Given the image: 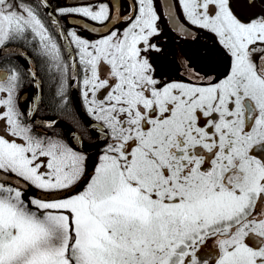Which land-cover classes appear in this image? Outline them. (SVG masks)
<instances>
[{
	"label": "snow or ice",
	"instance_id": "obj_1",
	"mask_svg": "<svg viewBox=\"0 0 264 264\" xmlns=\"http://www.w3.org/2000/svg\"><path fill=\"white\" fill-rule=\"evenodd\" d=\"M0 264H264V0H0Z\"/></svg>",
	"mask_w": 264,
	"mask_h": 264
},
{
	"label": "flooded vegetation",
	"instance_id": "obj_2",
	"mask_svg": "<svg viewBox=\"0 0 264 264\" xmlns=\"http://www.w3.org/2000/svg\"><path fill=\"white\" fill-rule=\"evenodd\" d=\"M63 2L71 5V4H75V3L80 2V0H63ZM116 2L119 3V0H116ZM170 2H173L174 3V0H170ZM161 3H163V0H161ZM69 22H70L71 25H78V24H81L82 23L81 20H79L77 18H73V17H70L69 18ZM47 115H49V113L48 112H45V111H41L39 113V116H47ZM58 131H63V129L60 128V129H58ZM94 147H95L94 145H91L90 146V149H89V154L91 156V160L89 162L90 167H91L92 163L95 162L96 155L100 151V148L99 147H96V148H94Z\"/></svg>",
	"mask_w": 264,
	"mask_h": 264
},
{
	"label": "water",
	"instance_id": "obj_3",
	"mask_svg": "<svg viewBox=\"0 0 264 264\" xmlns=\"http://www.w3.org/2000/svg\"><path fill=\"white\" fill-rule=\"evenodd\" d=\"M76 103L79 104L78 99L76 100ZM96 147H97V146H95L94 148H96Z\"/></svg>",
	"mask_w": 264,
	"mask_h": 264
}]
</instances>
